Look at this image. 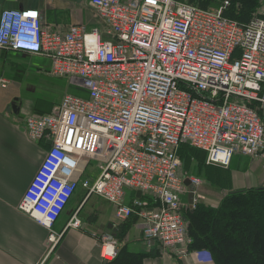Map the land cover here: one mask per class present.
<instances>
[{
  "label": "built area",
  "instance_id": "1",
  "mask_svg": "<svg viewBox=\"0 0 264 264\" xmlns=\"http://www.w3.org/2000/svg\"><path fill=\"white\" fill-rule=\"evenodd\" d=\"M89 4L101 29L62 32L45 26L38 10L1 13L0 51L46 57L50 75L86 93L24 119L28 139L51 146L18 209L47 229L53 249L62 236L53 226L81 187L83 201L104 200L121 223L135 218L148 250L186 259L191 190L180 146L203 151L208 166L228 168L236 155L264 163V19L229 20L228 1L206 10L182 0ZM90 161L94 180L85 175ZM189 181L192 190L200 184ZM127 190L141 197L127 205ZM198 200L194 192L192 209ZM80 225L76 213L66 229ZM100 254L105 262L118 254L109 235Z\"/></svg>",
  "mask_w": 264,
  "mask_h": 264
},
{
  "label": "crops",
  "instance_id": "2",
  "mask_svg": "<svg viewBox=\"0 0 264 264\" xmlns=\"http://www.w3.org/2000/svg\"><path fill=\"white\" fill-rule=\"evenodd\" d=\"M0 8L2 12L38 10L43 24L56 31L64 32L70 25H82L88 31L102 27L89 0H0ZM0 61H3V67L9 63L13 76L11 81L0 78L6 82L5 88L0 83V264H106L100 254L104 235L117 242L118 253L125 250L134 256L142 255L141 261L136 260L134 264H213L207 252L202 250L190 252L188 258L183 260L163 253L157 246L148 250L135 218L123 241L117 240L123 223L115 217L113 206L95 196L83 201L80 195L75 197L76 192L53 226V230L62 236L57 245L50 249L47 229L18 209L48 148L44 142L34 143L28 139L23 121L30 116L51 114L60 104L54 98L58 91L64 96L63 81L67 80L50 75V60L43 56L1 50ZM32 78L40 80L42 89L38 90H43L45 96H33L24 103L19 88L27 87L28 83L24 82ZM68 85V90L72 89L77 95L75 86ZM27 90L33 91L32 86ZM13 103L19 111L7 110ZM21 114L24 119L19 117ZM244 158L248 166L246 179L237 176L233 178V183L241 184L240 190L260 187L264 183V172L261 170L264 163ZM232 162L233 159L231 165ZM257 169L262 172L261 178ZM135 197L136 193L127 190L125 204H130ZM89 203V209L85 210ZM76 213L81 221L80 227L66 229Z\"/></svg>",
  "mask_w": 264,
  "mask_h": 264
},
{
  "label": "trees",
  "instance_id": "3",
  "mask_svg": "<svg viewBox=\"0 0 264 264\" xmlns=\"http://www.w3.org/2000/svg\"><path fill=\"white\" fill-rule=\"evenodd\" d=\"M182 1L203 10L219 8L224 1H228L223 17L241 25L248 24L264 8V0ZM74 89L77 91L76 96H86L80 88ZM178 155L187 168L190 159L199 163H205L206 159L203 151L185 144L180 146ZM183 215L192 238L190 252L206 251L213 264H264V187L230 192L217 206H206L200 202L194 209H185ZM133 219L122 222L117 240L123 241L128 229L134 224ZM141 258L142 255L134 256L121 250L114 260L106 261V264H134L136 260L140 262Z\"/></svg>",
  "mask_w": 264,
  "mask_h": 264
},
{
  "label": "rangeland",
  "instance_id": "4",
  "mask_svg": "<svg viewBox=\"0 0 264 264\" xmlns=\"http://www.w3.org/2000/svg\"><path fill=\"white\" fill-rule=\"evenodd\" d=\"M263 9H260L257 12V14L254 15L252 18H255V17L263 18V13H264ZM8 64L9 63H6V66L3 67V61H0V78H4L7 81H11L13 80V76L10 72ZM32 71H35V69H32ZM24 83H28L27 84L28 86L27 87L22 86L19 88L21 91L20 98L22 99L24 103L26 101H30L33 96H37V97L41 96L44 98L45 92H43V90H40V91L38 90V89H42V87L40 86L41 82L39 79L32 78L31 81H25ZM68 84H69L68 81H63L64 95L66 94L76 95V93L72 89L68 90V86H69ZM30 86H32L33 91L27 90V88ZM62 97H63V93L61 91H58L57 96L54 99L55 101H57V103H60L62 100ZM19 117L24 119L22 114ZM181 162H182L183 176L186 179L196 178L200 181V184L197 187L193 188V190L191 191L195 192L196 199L198 198L201 199V201L198 200L197 204L201 202V204H205L206 206H217L224 196L228 195L230 192L240 190L239 186H241V184L239 185V184L233 183L234 182L233 178L240 176L242 180L246 179L245 173L248 168V166L245 165L246 159L240 155L234 156L232 165L230 164L231 166H229L228 168L208 166L206 162L199 163L195 159L189 160V165L187 168V165H185V163L183 162V159ZM96 166H97V163L95 161H90L88 164L87 170H86L85 175L92 180L96 179L99 174V170L96 169ZM261 168H262L261 170H263L264 172V164L261 166ZM257 172L260 175L262 174V172L259 169H257ZM259 177L261 178L262 175ZM260 187H264V183H262ZM255 188H259V186ZM79 195H80V198H84L85 196V192L82 190L81 187L77 189L75 197ZM183 201H186V199H183ZM89 206H90V203L85 207V210L86 209L88 210ZM83 215H84V212L82 216Z\"/></svg>",
  "mask_w": 264,
  "mask_h": 264
},
{
  "label": "water",
  "instance_id": "5",
  "mask_svg": "<svg viewBox=\"0 0 264 264\" xmlns=\"http://www.w3.org/2000/svg\"><path fill=\"white\" fill-rule=\"evenodd\" d=\"M1 13H2V9L0 8V16H1ZM7 110L9 112H15V110L19 111V108H16L15 104L13 103V104L8 106ZM46 145L51 146V141L46 142ZM184 185L187 188L190 187L189 179H186L184 181ZM190 190H192V189L190 188ZM140 196H141L140 192H137V197L139 198ZM193 198H194V192L191 191L187 195V203H188L189 209H192ZM107 234H109V232H107Z\"/></svg>",
  "mask_w": 264,
  "mask_h": 264
},
{
  "label": "bare ground",
  "instance_id": "6",
  "mask_svg": "<svg viewBox=\"0 0 264 264\" xmlns=\"http://www.w3.org/2000/svg\"><path fill=\"white\" fill-rule=\"evenodd\" d=\"M190 188H191V186L190 187H188V189L190 190Z\"/></svg>",
  "mask_w": 264,
  "mask_h": 264
},
{
  "label": "snow or ice",
  "instance_id": "7",
  "mask_svg": "<svg viewBox=\"0 0 264 264\" xmlns=\"http://www.w3.org/2000/svg\"><path fill=\"white\" fill-rule=\"evenodd\" d=\"M150 2H153V0H150Z\"/></svg>",
  "mask_w": 264,
  "mask_h": 264
}]
</instances>
